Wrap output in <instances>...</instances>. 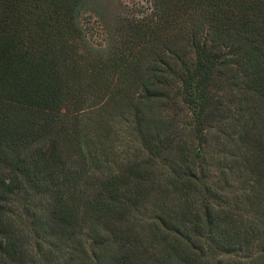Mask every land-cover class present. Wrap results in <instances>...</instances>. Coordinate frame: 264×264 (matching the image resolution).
Segmentation results:
<instances>
[{"label": "trees", "instance_id": "1", "mask_svg": "<svg viewBox=\"0 0 264 264\" xmlns=\"http://www.w3.org/2000/svg\"><path fill=\"white\" fill-rule=\"evenodd\" d=\"M101 1L0 0V264H264V0Z\"/></svg>", "mask_w": 264, "mask_h": 264}, {"label": "rangeland", "instance_id": "2", "mask_svg": "<svg viewBox=\"0 0 264 264\" xmlns=\"http://www.w3.org/2000/svg\"><path fill=\"white\" fill-rule=\"evenodd\" d=\"M149 7V0H102L97 8L98 17L92 14L93 17H91L89 20L91 26H87L91 31L90 33H92L90 42L92 44L103 43L105 37L107 36L106 32L113 34L116 30L118 21L117 18L119 15L134 14L135 16L141 17L146 13H149ZM96 32L97 36H95ZM93 33H95V35H93ZM86 55L89 54L84 52L82 58L85 59L86 65L91 68V65L88 61H94V59H90V57L87 58ZM89 81V86H87L86 89L88 92V97L92 100L101 97L102 89L99 85V82L96 80V77L92 76ZM184 117L182 116V119ZM107 118L110 119V117ZM85 120H89V118H86ZM230 120L233 122L232 119ZM109 126L110 129L107 133L111 150L109 155L110 161L108 162V166L105 167V174L113 173L114 171L119 170L121 166L120 161L126 159L129 155H132L135 147H140L138 139H136L132 129L122 117L117 116L115 119L110 120ZM194 133L195 131L191 134L193 150L200 152L201 144L198 143V139ZM113 159H116L117 162H115ZM209 161L211 163V165L208 167L210 169L209 171H211V174H214V160L209 159ZM232 182H234L235 186L242 187L238 179L233 180Z\"/></svg>", "mask_w": 264, "mask_h": 264}]
</instances>
